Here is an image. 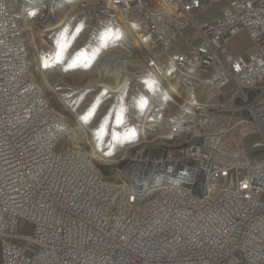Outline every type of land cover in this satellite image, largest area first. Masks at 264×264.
Here are the masks:
<instances>
[{
	"label": "built area",
	"instance_id": "obj_1",
	"mask_svg": "<svg viewBox=\"0 0 264 264\" xmlns=\"http://www.w3.org/2000/svg\"><path fill=\"white\" fill-rule=\"evenodd\" d=\"M78 9L143 21L160 56L216 96L167 125L163 142L97 162L69 140L30 74L13 0H0V264H264V153L250 142L264 149V0ZM240 37L243 52L231 47Z\"/></svg>",
	"mask_w": 264,
	"mask_h": 264
},
{
	"label": "rangeland",
	"instance_id": "obj_2",
	"mask_svg": "<svg viewBox=\"0 0 264 264\" xmlns=\"http://www.w3.org/2000/svg\"><path fill=\"white\" fill-rule=\"evenodd\" d=\"M13 3L25 27L23 30L26 31L28 52L30 50L29 62L33 64L31 67L34 72L31 75L39 87L47 88L48 101L70 124L78 121L84 126L91 139V145H87L88 152L96 150L107 159L112 158L117 162L125 158V147L140 143V137L135 135L137 123L143 120L147 110L150 114V108L153 107L151 102L158 98L159 93L155 77L143 68L127 66L131 73L130 79L126 75L127 70L122 74L118 68V57L131 53L123 45L122 39H116V33L132 21L117 23L116 20L102 18L88 20L78 9L81 3L94 4L87 0H13ZM66 4L69 12L64 13L65 19L41 21L43 15L59 11ZM138 22L140 25L137 29L144 32L153 53L166 68L168 78H172L174 85L184 88V76H189L174 68L168 58L160 56L148 25L141 20ZM175 47L182 49V43L178 42ZM231 47L234 51L243 52L249 47V42L240 37ZM132 56L138 59L135 52H132ZM137 64L143 65L142 62ZM196 90L201 94L213 91L202 84H198ZM212 96L209 99L198 98L197 102H209ZM50 98H53L52 101ZM164 100L165 103L152 112L164 120L163 127L166 128L175 123L184 111L171 101ZM60 103L64 108L58 107ZM250 142L255 155L264 153L259 137L250 138ZM145 146L142 144L133 148L130 154ZM143 166L136 162L129 171L136 173ZM145 179L146 174L144 177L141 174L140 182ZM23 233L30 234L24 225L20 228V234Z\"/></svg>",
	"mask_w": 264,
	"mask_h": 264
},
{
	"label": "bare ground",
	"instance_id": "obj_3",
	"mask_svg": "<svg viewBox=\"0 0 264 264\" xmlns=\"http://www.w3.org/2000/svg\"><path fill=\"white\" fill-rule=\"evenodd\" d=\"M91 3L97 4V3H102V2H108L109 0H87ZM63 10V11H62ZM68 6L67 4L64 5L59 11L56 12H51L50 14L47 13L46 15L42 16L41 21L47 22L48 20L53 19L54 21H62L64 18V13H68ZM126 20H131L132 22L125 27L124 29H120L116 33V39L120 40L122 39V43L131 55L128 53V55H123L122 57H118L119 60H117L118 68L122 70V74L124 73V70L126 71L127 77L130 79L131 73L128 71L126 68L127 66H134V67H139L143 68L146 70L151 76H154V82L155 86L158 88L159 93H158V98H154V101L151 102V105L154 107L150 108V114L149 111L145 113L143 120L139 123H137V128L138 130L136 131L137 137H140V143L125 147V157H127L130 154V151L133 148H136L142 144H149L154 141H164L167 138V133L164 132V130L167 128H164V120L161 119L158 115L152 112V110L156 109L159 106H162L165 103V100L171 101L174 105L178 106L181 108L182 112H187L190 110V108L193 106L194 103H197L198 98H207L209 99L214 92V95L210 99L209 102L215 99L216 92L208 91V93H197V86L198 84L196 83V80L192 77H186L184 76V82H185V87L184 88H179L178 86L174 85L171 81L170 78L167 76V70L166 68L159 62L158 57L155 56L153 53L151 46L149 45L146 36L143 34L141 30H138L137 28L140 25V22L135 19H129L127 17H119L116 19V22H125ZM42 22V23H43ZM22 25V23H21ZM23 28H25L22 25ZM108 30V29H107ZM112 30V29H111ZM133 46V48H132ZM129 47V48H128ZM132 50V51H131ZM132 52H135L136 56L138 59H134L132 56ZM30 54V50L28 52V55ZM135 56V55H134ZM122 59V60H121ZM124 59V60H123ZM111 61V60H110ZM142 62L143 65H139L137 63ZM110 63V62H109ZM112 63V61H111ZM31 61L29 62V57H28V65H29V70L30 74L34 73L32 71L31 67ZM172 64V63H171ZM33 65V64H32ZM173 65V64H172ZM175 68V67H174ZM138 69V68H137ZM169 69V68H168ZM179 71V70H178ZM181 72V71H179ZM183 73V72H182ZM185 74V73H184ZM141 76V75H140ZM145 76V75H144ZM180 77V76H178ZM182 77V76H181ZM174 78V77H173ZM128 79V80H129ZM178 82V80H177ZM45 92L47 95H49L47 88L45 87ZM201 90V89H200ZM226 96H229V92L226 93ZM53 98H50L49 100L52 101ZM200 101V100H199ZM59 102V101H58ZM58 107H63V105L60 103ZM68 132H69V140L72 142V145L75 146V148L83 149V147L87 145H91V139L84 128L82 124H80L78 121H74V124H70L68 121ZM84 131V136L79 137L77 136L79 132ZM79 144H82L80 146ZM93 148V146H92ZM94 150V149H93ZM91 158L97 162H101L106 165H111V164H116V160L107 159L104 157L100 152L98 151H90L88 152ZM180 151H171V154L177 155L179 154ZM124 154V153H123Z\"/></svg>",
	"mask_w": 264,
	"mask_h": 264
},
{
	"label": "trees",
	"instance_id": "obj_4",
	"mask_svg": "<svg viewBox=\"0 0 264 264\" xmlns=\"http://www.w3.org/2000/svg\"><path fill=\"white\" fill-rule=\"evenodd\" d=\"M253 150H255L254 148H252Z\"/></svg>",
	"mask_w": 264,
	"mask_h": 264
}]
</instances>
